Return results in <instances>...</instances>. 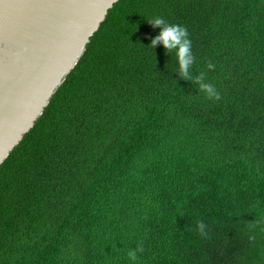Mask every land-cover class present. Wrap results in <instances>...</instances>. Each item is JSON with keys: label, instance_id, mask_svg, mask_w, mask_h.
I'll return each mask as SVG.
<instances>
[{"label": "trees", "instance_id": "1", "mask_svg": "<svg viewBox=\"0 0 264 264\" xmlns=\"http://www.w3.org/2000/svg\"><path fill=\"white\" fill-rule=\"evenodd\" d=\"M261 218L264 0H118L0 165V264H264Z\"/></svg>", "mask_w": 264, "mask_h": 264}, {"label": "water", "instance_id": "2", "mask_svg": "<svg viewBox=\"0 0 264 264\" xmlns=\"http://www.w3.org/2000/svg\"><path fill=\"white\" fill-rule=\"evenodd\" d=\"M118 0H0V165Z\"/></svg>", "mask_w": 264, "mask_h": 264}, {"label": "clouds", "instance_id": "3", "mask_svg": "<svg viewBox=\"0 0 264 264\" xmlns=\"http://www.w3.org/2000/svg\"><path fill=\"white\" fill-rule=\"evenodd\" d=\"M148 22L152 24L153 27L160 26L161 31L159 35H157L151 42V47H155L157 42H162L165 49L171 52L173 49H176V59L179 64L180 76L184 79L192 80L195 79L196 84L198 85V91L205 94L207 99H216L219 100L221 98L220 92L216 89L215 85L206 82L204 77L205 73L200 72L195 77H192L189 72V66L192 65L195 61V57L192 53V41L189 38L188 30L185 26L178 24H170L165 18L161 16H156L152 19H148ZM207 68L212 70L214 65L209 62L207 64ZM207 226L202 222H198L197 228L201 235L206 236L207 232L205 228ZM257 227H261V230L264 231V218L251 221L247 224V228L249 232H253ZM250 241L256 240V235H249ZM143 253L144 247L143 242H139L135 249H130L127 253V256L130 261H137L139 259L137 253Z\"/></svg>", "mask_w": 264, "mask_h": 264}]
</instances>
